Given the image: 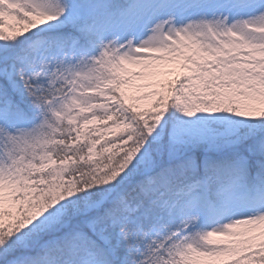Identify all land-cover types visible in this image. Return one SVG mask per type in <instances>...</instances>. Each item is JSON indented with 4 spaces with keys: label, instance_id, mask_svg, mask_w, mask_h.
<instances>
[{
    "label": "snow or ice",
    "instance_id": "snow-or-ice-1",
    "mask_svg": "<svg viewBox=\"0 0 264 264\" xmlns=\"http://www.w3.org/2000/svg\"><path fill=\"white\" fill-rule=\"evenodd\" d=\"M0 264H264V0H0Z\"/></svg>",
    "mask_w": 264,
    "mask_h": 264
}]
</instances>
